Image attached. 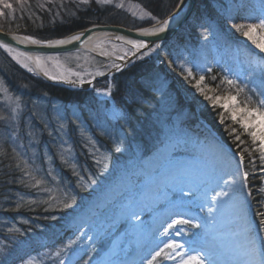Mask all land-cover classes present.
Listing matches in <instances>:
<instances>
[{"label": "rangeland", "instance_id": "1", "mask_svg": "<svg viewBox=\"0 0 264 264\" xmlns=\"http://www.w3.org/2000/svg\"><path fill=\"white\" fill-rule=\"evenodd\" d=\"M121 2L124 5L123 8L118 7ZM224 2L225 7L223 9L220 8L210 11V16L202 14L197 8L187 22L188 25H184L185 27L182 28L173 40L168 42L167 46L161 45L155 47V50L150 55L140 59L145 62L153 61L161 68L163 71L162 73H164V79H167L166 82L177 88L183 101L194 106L196 110L195 116H186L187 119L185 116L180 119H175V121L180 120L181 122V125L176 128V131H170L166 134L167 136H165L161 143L154 148V150L150 151V153L147 151L144 153L140 150L133 153L128 159L127 164L125 163L126 165L121 167L117 174H115V176H113L106 184H100V186H97L99 180H97V177H90L88 180H85L81 185L82 188H84V192L90 187V189H93L94 193L89 198L88 202L82 205V207H80L81 201H78L77 205L73 206V211H77L68 219L65 224V230L61 233V235L66 238L64 244L55 246L52 251L50 249H45L44 252L39 254L26 256L25 259H31L33 264H60L61 260H63L64 264H95L96 261L100 258L102 259L104 255L112 249V244L116 242L115 249L112 251L114 256L108 261V264H121L120 262L123 260H127V264H141V262L130 263L128 260L133 256L132 251L134 244L133 242L130 243L133 231L137 229L140 235V231H145L154 218L161 216L158 219H163L161 227L163 232L164 228L167 227V224L171 222V219L178 211L177 204H179V187H184L185 193L189 192V187L185 186L184 183H171V185L166 187L162 184L163 182H161L159 186H156L154 189L152 188L149 194H145L143 197V190L146 188L145 184H148V181L151 182L153 179L152 182H154L156 178L158 180L161 173L167 169L166 165L168 164L170 167L178 158L192 157L193 159H200V162L203 161L205 163V160H203L204 155L202 152H199V148L197 147V145H200L202 142L210 149L218 147L223 150L224 154L222 157H218L221 158L222 169L217 172H222L221 175L227 179L226 173L231 172L234 168L235 162L231 159V152L235 150L230 148V146L221 139L220 135L209 123L201 120L200 110L206 103H208V101L195 90V80H192V82L189 83L188 79L185 78L187 76L185 69H191L195 78L198 79L200 75L205 76L209 73L206 69H211V71H213L214 68H216L223 72L224 76H227L229 79L238 81L240 85H247L252 89V93L259 94L264 92V54L260 53L259 50L251 45V43L242 35L233 32L231 24L241 23L243 20H232L231 22L227 20L229 10H231L234 15H244L246 12L252 13L253 15H260L264 12V0H250L248 4L251 6L249 7L244 6L240 0H224ZM240 5H243V7H240ZM109 6L114 7L117 11L116 14H118V16L124 21L127 20L130 24L133 23L134 25L136 24L140 26L155 21L151 19V17L145 15L148 11L137 2L129 0H112V3ZM129 23L126 24L129 25ZM205 29L207 30V34H205ZM184 34L194 36L196 44L192 45V43H189L187 45L186 42H182L180 39L177 40L178 38H183ZM230 35H233V39L228 37ZM202 42L203 45H201ZM101 44L107 45V50H104L102 53L103 58L86 50L55 55H39L44 60L43 68L35 66V61L28 59L29 56L35 57L37 55H20V59L23 60L24 63H27L29 68H35V72H30L37 76L43 75L51 77V75H56L65 77L66 79H82L83 81L110 76L112 74L111 71L114 68L112 67V63L120 65V68L118 69L120 70L126 68L129 64L131 65L134 61L139 60L135 57L128 61L127 64L125 63L126 65L119 62L118 57L124 55L125 50L130 48L120 41L102 37L98 39L94 45L99 47ZM3 49L9 53L13 59L15 55L26 54L15 49L14 52H8L4 47ZM224 52H227V56L224 55ZM104 53H108V55H104ZM48 57H53V59L50 60ZM130 57L132 56H126L123 62ZM14 60L19 63L16 59ZM19 64L23 67L21 63ZM181 65H183V67ZM23 68L29 71V68ZM45 71H47L49 75H45ZM75 73H80V77H77ZM100 73H103V75H100ZM204 83L207 84L206 79ZM0 84H3L8 89V86L1 77ZM8 91L13 97H19L15 96L9 89ZM95 94L100 100H104L105 102L109 100V105L104 107L99 114L95 115L97 119H102L104 113L113 120H118L117 115L120 118L124 115L123 109L117 107L111 98V95H104L102 94V91L98 92L97 89H95ZM209 94H216L223 97L228 93L219 91L217 93ZM231 94L235 95V92H232ZM237 100H241L239 99V96L237 97ZM0 102L1 117H13V119L10 120L2 119L4 121V128L7 131L6 133L10 136L8 137L14 142H17L19 139L21 141H27V143L24 144V147L22 146V149H26L22 152V158L27 160L29 165L39 169V171H37V173L40 174L39 178H44L47 183L50 184L48 185L49 188L57 189L60 185V180L57 175H61V172L54 166V164L60 160L59 153L61 151V144L65 150L70 147L72 160L76 165L78 158L74 146L70 143L68 126L65 124L68 123L65 119V116L67 117L66 108L59 109L57 106L48 107V103L42 104V101L39 102V100L36 99L35 102L29 106L23 104L21 101V109L18 110V113L13 112L12 109L15 105L9 103L5 99V94L3 92H0ZM243 106L244 105L241 104V107ZM221 109L225 114V121L230 122L229 120L231 119L228 118L227 111L223 108ZM240 115H243V113L238 112V116ZM166 117L167 116L163 117L161 115V119H163L162 123L166 122ZM32 120L33 122L39 121V123L43 122L47 125L48 135L59 141L57 151V158L59 160L50 155L45 147H43L44 150L42 151L36 149V141L39 136L37 130L31 128L30 122ZM20 123H24V127L20 126ZM61 124L66 127L61 129ZM185 124H187L188 127H186ZM39 133H41L40 130ZM117 135L119 134L117 133ZM0 139H3V134L1 132ZM172 142H176V144L175 147L170 145V148L172 149L166 153L165 158L167 164L165 166L162 168L152 166L149 170L147 168L144 169L145 162H149L150 154L157 153L158 150H161V146ZM20 145L22 144H19V147ZM94 151L92 152L95 153L96 159H102L106 155L103 150H95L94 148ZM49 157H51V160ZM35 162H39L40 167H35ZM110 164H112V161H109L104 172L108 169L112 171L113 167ZM109 166L110 168H108ZM101 169L102 167H100V170ZM47 170L52 171V177H55V179L45 175ZM87 170L91 174V171L88 168ZM178 173L188 175L186 169H181ZM122 174L125 177L123 180V187H117L102 201H99V207H93V209L86 214L81 225L79 224L71 227L70 223L73 218L84 211L94 199L102 196L105 190L118 180ZM218 175H220V173H217V176ZM83 177L85 176L82 175V178ZM91 179H95L96 184L89 186V181ZM261 186L264 188V182L261 183ZM192 191L194 195L186 198L184 202L185 207L182 209L185 213V218L190 219L193 216L208 215L206 209L209 205L205 203V210L201 211L200 207H198L201 203L200 193L197 192L195 188H193ZM37 193H40V197L44 195L45 198L50 199V194L42 189ZM54 195L58 196L60 194L58 191H54ZM242 196V193H238L236 199L240 200L242 199ZM193 200L195 201L194 203H189V201ZM142 205H144L143 208ZM254 206L253 198H249L246 210H241L239 207L234 208L231 204L223 206L216 214H214V219L218 216H225L228 218L231 216L233 219L232 221L230 219V223H234L235 226L232 227L230 223L227 228L224 226L221 228H215L214 226L210 232L211 236L214 238L225 236L229 239L231 244L238 241L241 244H244V231L246 227L251 225L254 231L259 232L260 230V225L255 217L256 209ZM124 209L138 211L139 219L132 220L128 216L120 214L119 212ZM262 209L264 211V208ZM205 231L208 230L202 226L201 228H191L190 230L185 231L181 236H175L170 229L168 236L162 235L160 240H152L151 251L157 247H163V242H166L168 239H175L183 243L186 248L191 247L193 249L204 251L201 244L202 241H204ZM195 233H199V237H194L193 234ZM89 237H91V239H89ZM40 239L42 241H40ZM40 239L39 241L41 244L44 245L47 243L46 238ZM194 240L196 242L190 243ZM69 241H75V243L69 245ZM56 252H60L59 257L54 255ZM192 254H195V252ZM146 258H148V256ZM15 264H20V262ZM165 264H173V262L166 261Z\"/></svg>", "mask_w": 264, "mask_h": 264}, {"label": "trees", "instance_id": "2", "mask_svg": "<svg viewBox=\"0 0 264 264\" xmlns=\"http://www.w3.org/2000/svg\"><path fill=\"white\" fill-rule=\"evenodd\" d=\"M129 1L139 3L153 16L163 20L175 10L181 0ZM8 2L13 4L14 11L4 9L5 15L0 17V28L24 36H32L38 40L63 37L93 24H123L122 26L129 28H138L156 23L153 21L140 26L130 24L116 14L117 11L114 7L98 5L95 0H91L88 5L80 4L79 0H23V2L8 0ZM2 7L0 5V8ZM224 7V0H198V11L204 15L210 16V11ZM72 12L75 13V16H70ZM53 17L56 18L54 22ZM61 20L64 23H61ZM179 39L186 42L187 45L189 43L196 44L195 37L190 34H184L183 38L177 40ZM167 45L168 43H163V46ZM162 72L161 68L153 61L145 62L139 59L120 72L98 78L92 90H73L48 82L27 71L0 46V77L8 89L15 96H19L23 104L29 106L38 99L39 102L42 101V104L48 103V107L66 108L68 118L65 116V119L68 123L65 124L68 126L70 143L77 153V171L81 174V177L80 174L79 177L74 175L69 168L61 163L57 158L59 141L48 135V129L43 122H33L32 120L31 128L36 129L39 136L36 141V149L42 151L43 147L47 148L48 153L60 162L54 164L61 172V175H57L60 185L57 189H53V195L54 191H58L60 195L56 196L55 201H50L44 195L40 197V193L37 192L49 188L50 184L46 183L39 189L28 186L34 181H30L20 170L23 165L17 167L18 161L11 159L12 148H15L22 157L23 150H26L22 149V146L24 147L27 141L19 139L14 142L10 139L4 128V121L0 119V132L3 134V139H0V147L8 153L7 157L0 156V246H7L11 253L8 264L19 263L21 256L25 258L29 255L39 254L45 249L52 251L55 246L63 245L66 238L61 233L65 230L68 219L77 211H73V208L64 209L63 203L69 202L68 198L71 196H76L77 202L81 201L80 207L88 202L94 191L88 187L84 192L81 185L85 180L97 177V180H100H98L97 186L106 184L121 167L127 164L133 153L137 150L150 153L167 136L166 134L176 131L181 122L180 120L175 121V119H180L183 116H195L194 106L183 101L177 88L166 82L167 79H164ZM213 76L216 77L215 80L210 79ZM223 77V72L216 68L205 75L206 83L214 88L220 85ZM110 85L112 86L111 98L117 107L123 109L124 115L118 120H113L104 113L102 119H97L95 115L109 105V100L106 102L100 100L95 94V89H105ZM240 86L245 87L249 96H253L251 88L245 84ZM243 98L244 94H241L239 99L243 100ZM253 99H255L254 96ZM221 112V108H213L208 101L200 110V115L217 131L227 145L236 150L232 139L225 131L226 126L234 124L231 120L221 124L218 117ZM161 115L167 116L165 123H162ZM19 125L24 127V123ZM185 126L188 127L187 124ZM234 127H237L238 131H242L238 125H234ZM241 138L246 141L247 147H252L247 135ZM91 141H95V144H92ZM19 144L22 145L19 147ZM116 147H119L121 151H115ZM94 148L103 150L106 155L110 156L112 171L108 169L104 172L103 168L100 170L101 166L97 168L93 159ZM245 155L244 167L245 170H250L247 153ZM253 156H258V154L253 153ZM256 163L259 167L258 159ZM34 166L40 167V163L35 162ZM34 175L37 178L40 176L37 172ZM82 175L86 178H82ZM21 179L25 181L24 184L18 182ZM261 183L260 174L249 177L248 186L253 188V202L256 211H263L257 203L261 196L256 191L258 188H262ZM64 193H67V196H64ZM45 201H49L52 206L50 207L49 203H45ZM17 204H20L19 208H17ZM52 217H56V219L53 220ZM255 217L259 223L261 217ZM10 228H19L22 235L10 233L8 231ZM40 238H46L47 243L41 244ZM19 241H26V243L20 246Z\"/></svg>", "mask_w": 264, "mask_h": 264}, {"label": "snow or ice", "instance_id": "3", "mask_svg": "<svg viewBox=\"0 0 264 264\" xmlns=\"http://www.w3.org/2000/svg\"><path fill=\"white\" fill-rule=\"evenodd\" d=\"M23 2V0H21ZM91 0H79L80 4L88 5ZM98 5H110L112 0H95ZM0 5L3 7L0 8V17L5 15L4 9L13 10V4L8 2V0H0ZM43 7V5H40ZM118 7L123 8L124 5L121 2ZM243 7V5H240ZM145 15L151 17V19L156 21V25L153 27L152 32L149 33L148 29H144L143 32L146 35H155L157 33H163L171 20V17L168 19L160 20L155 16H152L150 12L145 13ZM70 16H75V13H70ZM53 17V22L55 21ZM227 20L231 22L232 20H243V23H233L231 27L234 31L244 38H246L251 45L259 50L260 53L264 54V12L260 15H253L252 13H247L244 15H233L232 11H228ZM255 21V22H253ZM61 23H64L61 20ZM95 27V25H93ZM91 29H85L83 32L73 34L69 39H56V40H38L34 39L32 36H25L23 42H29L36 45H49V46H65L68 44L78 43L82 40V37L89 35ZM205 34L207 30L205 29ZM13 39H17L16 36H13ZM118 39H123V37H118ZM127 44L131 45V48L125 50L124 55L118 57L121 61L125 59L126 56H133L136 59H143V57L150 55L155 50V43L153 42L152 46L149 45V42L146 39H134L128 40ZM0 46L4 47L8 52H14V49L6 43L0 41ZM143 50V51H141ZM140 53V55H137ZM20 55L27 54H18L14 56L19 63L25 68H29L27 63H24L20 59ZM108 55V53H104ZM30 60H34L37 67H44V60L41 56L37 55L35 57H28ZM48 59H53V57H48ZM183 67V65H181ZM112 67L119 69L120 65L112 63ZM35 68H29V71L35 72ZM189 83L192 80H195L194 88L199 92L205 100L209 101L213 108H223L228 113V118L231 119L234 125H238L242 131H238L237 127L228 125L225 127V131L228 136L232 139L235 151L231 152V159L234 160V168L231 172L226 173L227 179L224 176H213L209 174H200V175H187V174H171L167 177V181L173 184L184 183L185 186L189 187V192L185 193L184 187H179V204H177L178 211L171 219V222L167 224V227L164 228L161 235L168 236L169 230H172V234L175 236H181L185 231L190 230L191 228H201L202 226L211 232L212 228L215 225L214 214L217 213L223 206L231 204L232 207H239L241 210H246L249 198L253 197V188L249 187V177H255L257 174L261 175L262 182H264V92L259 94L253 93V96H249L245 91V87L240 86L238 81L229 79L227 76H224L220 82V85L217 87H212L210 84H205V76L200 75L198 79L195 78L191 69H185ZM210 72L211 69H206ZM183 74V73H181ZM45 75H49L45 71ZM77 77H80V73H75ZM103 75V73H100ZM52 80L66 79L65 77H60L56 75H51ZM215 80L216 77L213 76L210 78ZM80 83H83V80L80 79ZM226 86V87H224ZM97 91H102L104 95H111L112 86ZM219 91H224L228 93L227 95L221 97L220 95L209 93H217ZM0 92L5 94V99L15 105L12 109L13 112H17L21 109L22 104L19 97H13L9 94V91L6 86L0 84ZM235 92V95L231 93ZM241 94H244L243 100H237V97ZM231 104V106H230ZM241 104L244 106L241 107ZM238 112L243 113V115L238 116ZM219 121L221 124H224L225 114L221 112L218 114ZM251 117V119H250ZM120 117L117 115V119ZM0 119L10 120L13 117H0ZM47 127V125H45ZM66 126L61 124L60 128L63 129ZM51 134V133H50ZM247 135L251 141L252 147L249 148L246 146V141L241 137ZM92 144H95V141H92ZM244 146V147H242ZM61 151L59 153V158L61 163L69 168L72 173L79 177V172L77 171V165L72 160L71 149L65 150L61 144ZM115 151L119 152L121 149L119 147L115 148ZM13 155L11 159L18 161L17 167L23 165L20 170L24 173L25 176L29 178L30 181H34L28 186L40 188L42 185L46 184L47 181L44 178H37L34 173L39 171V169L34 168L32 165L28 164L27 160H24L20 153L16 152L15 148H12ZM247 153V162L251 166L250 170H245V160ZM253 153H257L258 156H253ZM0 156L7 157L8 153L5 149L0 147ZM51 160V157H49ZM93 159L97 166H101L103 169H106L110 161V156L105 155L102 159H96L95 153L93 154ZM257 159L259 160V167H257ZM45 175L52 177V171L47 170ZM55 179V177H52ZM21 184H24L23 179L18 181ZM96 184L95 179L89 181V186ZM202 185L204 187H202ZM195 188L197 192L200 193L201 203L198 205L201 211H204V204L209 205L206 209V216H193L190 219L185 218V213L182 209L185 207V200L188 196L194 195L192 189ZM217 189H219L217 191ZM44 191L50 194V201H55L57 197L52 195L53 189L44 188ZM257 193L261 196V199L257 201L261 208H264V188H258ZM238 193H242V199L237 200ZM67 196V193L63 194ZM69 202L63 203L64 209L73 208L77 205L76 196H71L68 198ZM195 201H189V203H194ZM35 203V201H32ZM49 203V201H45ZM51 207V203H49ZM20 207V204H17V208ZM122 214L127 215L132 220H138L139 214L138 211H133L131 209H124ZM256 216L261 217L259 220L260 230L256 232L253 230L251 225L245 228L244 239L245 242L243 245L238 248L229 250L230 259L226 264H264V211L257 210L255 213ZM53 220L56 217H52ZM10 233H21L19 228H10L8 229ZM194 237H199V233L193 234ZM15 240V237H13ZM91 239V237H89ZM195 240L190 242L194 243ZM20 246H23L26 241H19ZM75 243V241H69V245ZM195 252V254H192ZM55 256L59 257L60 252L54 253ZM224 255L223 249H217L216 251L204 250L200 251L193 249L191 247L186 248L185 245L175 239H168L166 242H163V247H157L148 254V258L142 260L141 264H165L166 261H172L173 264H219V261L216 257ZM11 256V253L8 251L7 246H0V264H8V259ZM20 264H33L31 259H25L23 256L20 257ZM60 264H64L63 260L60 261Z\"/></svg>", "mask_w": 264, "mask_h": 264}, {"label": "bare ground", "instance_id": "4", "mask_svg": "<svg viewBox=\"0 0 264 264\" xmlns=\"http://www.w3.org/2000/svg\"><path fill=\"white\" fill-rule=\"evenodd\" d=\"M244 6L249 7L251 5H249L248 3L250 2V0H240ZM183 12V11H182ZM248 12H246L247 14ZM182 13L178 14V16L174 15L171 17V20L169 22V25L171 26L173 23L177 22V20L180 18ZM232 14L234 15V13L232 12ZM237 21V20H235ZM245 22V21H243ZM241 22V23H243ZM157 26L156 24L151 25L149 27H146V29H148L149 31L153 30V27ZM233 32L234 29H232ZM229 35V34H228ZM229 38L233 39V35L228 36ZM102 37H93L90 40H88V42L85 43L84 46V50L86 51H90V52H95L98 54L103 53L104 50H107V45L106 44H101L99 47H96L94 44L95 42L100 39ZM130 39H122V43H124L126 46L131 48V45L127 44V41ZM201 45H203V42L201 43ZM158 47V46H156ZM201 49V48H200ZM227 56V52H224ZM34 56V54H31ZM126 61V60H125ZM119 62H122L119 59ZM125 64V62H124ZM35 65V64H34ZM36 66V65H35ZM176 142H172V143H166L164 144V146H161V150L157 151V153L155 154H150L149 156V162H145L144 164V169H150L152 166L154 167H163L167 164L166 161V153L167 151H169L170 149V145L175 147ZM197 147L199 148V152L204 155V159L205 163L202 161L200 162V159H193L192 157H182V158H178L176 159L172 165L169 167V165H166V170L164 172L161 173V175L159 176L158 180L156 178V180L149 182L148 181V185L147 183L145 184L146 188L143 190V197L149 194V192L151 191V189L155 188L156 186H159V184L161 182H163L162 184H164L166 187L171 185L170 182L167 181V177H169L171 174H177L178 172H180L181 169H186V171L188 172V175H200V174H209V175H213L216 177L222 176L221 173L222 172H217V171H221L222 169V162L220 161L221 158L218 157H222V155L224 154L223 150L221 148L215 147L210 149L208 146H205L204 143L202 142L200 145H197ZM208 161V163H207ZM160 164V165H159ZM217 173H220V175L217 176ZM124 175H120V177L118 178V180H116L110 187H108L104 194L96 199H94L91 204L89 206L86 207V209L84 211H82L81 213H79L78 215H76V217L73 218V220L70 223V226L73 227L74 225H81V223L83 222L84 218L86 217V214L93 209V207H99V201H102L106 196L109 195L110 192H112L113 190H115L117 187H123V180H124ZM225 178V177H224ZM156 183V184H155ZM202 187H204L202 185ZM219 190V189H218ZM147 199V197H146ZM148 200V199H147ZM149 201V200H148ZM151 204V203H150ZM144 205H142L143 208ZM120 214H122V211L119 212ZM216 214V213H215ZM124 215V214H123ZM127 216V215H126ZM161 217V216H159ZM159 217L154 218L151 223L148 225L147 229L145 231H140V235H139V231L137 229H135L133 231L132 234V239L130 240V243L133 242L134 244V248H133V256L130 257V259H128L130 261V263H136V262H142L143 259H145L148 254L150 253L151 249H152V240L156 239V241L160 240L162 238V223H163V219L161 218L158 219ZM165 217V216H164ZM230 219L232 221L233 218H228V217H216L215 218V228H221V227H228L229 223H230ZM230 225L233 227L235 226L234 223H230ZM115 241V240H114ZM115 245L116 242H114L112 244V249L110 251H108L104 257L101 259H99L98 261L95 262V264H108V261L114 256L112 251L113 249H115ZM243 244H241L239 241L236 243L231 244V242L229 241L228 238H226L225 236H221V237H212L211 233L209 231H205L204 232V241H202V249L203 250H211V251H216L217 249H223L224 251V255L218 256L216 257V259L219 261V264H226V262L230 259L229 256V250L234 249V248H238L239 246H241ZM127 260H123L120 263L121 264H127L126 263ZM118 264V263H116Z\"/></svg>", "mask_w": 264, "mask_h": 264}, {"label": "water", "instance_id": "5", "mask_svg": "<svg viewBox=\"0 0 264 264\" xmlns=\"http://www.w3.org/2000/svg\"><path fill=\"white\" fill-rule=\"evenodd\" d=\"M198 5V0H181L179 5L176 9L166 18L172 17L174 15L178 16V14L182 13L180 18L177 22L173 23L171 26L168 25L167 29L163 33H157L155 35H146L143 30L146 28H137L132 29L126 26L117 25V24H93L87 26L81 30L73 32L67 36H63L57 39H69L73 34H77L83 32L86 28L91 29L89 35L82 37V40L78 43L68 44L65 46H49V45H36L29 42H23L24 35L6 31L0 28V41L3 43L9 44L13 49L19 50L23 53L27 54H40V55H54V54H62V53H69L78 50H84L85 43L88 42L93 37H107L110 39H114L116 41H122V39H118V37H123V39H146L149 42V45L152 46L153 42L156 46H160L164 42L171 41L184 27V25L189 21L191 16L193 15L196 7ZM183 11V12H182ZM152 31H149V33ZM13 36H16L17 39H13ZM56 40V39H53ZM143 51V50H141ZM95 55L102 57V55L92 52ZM138 53L137 55H139ZM103 58V57H102ZM135 57H130L128 60L125 61L127 64L128 61L132 60ZM115 60L114 58H112ZM121 63L124 64L122 61ZM125 64V65H126ZM117 68H113L111 71L117 72ZM49 82L57 83L61 86L68 87L74 90H90L93 87L95 78L91 80L80 81L76 80H68V79H60V80H52L50 77L43 76Z\"/></svg>", "mask_w": 264, "mask_h": 264}]
</instances>
